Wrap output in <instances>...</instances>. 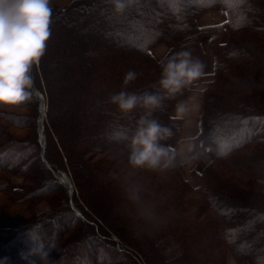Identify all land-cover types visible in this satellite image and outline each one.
<instances>
[{
  "label": "trees",
  "instance_id": "1",
  "mask_svg": "<svg viewBox=\"0 0 264 264\" xmlns=\"http://www.w3.org/2000/svg\"><path fill=\"white\" fill-rule=\"evenodd\" d=\"M50 1L30 99L0 105V216L10 222L0 264H42L41 242L48 264H264V0H125L122 14L112 0ZM213 10L223 20L198 23ZM204 40L213 70L196 138L211 160L190 181L172 111L206 75ZM157 41L167 45L161 58ZM180 51L203 72L168 96L161 61ZM121 91L157 95L159 106L122 113L111 103ZM141 117L169 129L158 141L175 156L169 167L130 163ZM41 202L48 209L36 212ZM168 238L179 249L171 258L158 248Z\"/></svg>",
  "mask_w": 264,
  "mask_h": 264
},
{
  "label": "clouds",
  "instance_id": "2",
  "mask_svg": "<svg viewBox=\"0 0 264 264\" xmlns=\"http://www.w3.org/2000/svg\"><path fill=\"white\" fill-rule=\"evenodd\" d=\"M50 0H0V105L15 106L28 101L34 81L29 75L32 65H38L49 39L51 16ZM113 11L122 14L125 0H112ZM160 88L174 96L181 89L196 81L203 72V64L193 59L190 52L180 51L161 61ZM136 78L134 71L124 76V86ZM111 103L122 113L135 108L155 109L160 97L153 94H131L121 91L111 97ZM189 112L184 104L176 107L175 119H183ZM170 135L169 129L156 120L141 117L135 135L131 139L133 152L130 163L135 167L151 169L167 168L174 159L158 141ZM37 255L42 264H48V253L41 242Z\"/></svg>",
  "mask_w": 264,
  "mask_h": 264
},
{
  "label": "rangeland",
  "instance_id": "3",
  "mask_svg": "<svg viewBox=\"0 0 264 264\" xmlns=\"http://www.w3.org/2000/svg\"><path fill=\"white\" fill-rule=\"evenodd\" d=\"M51 1L49 6L51 5ZM222 13L220 11H209L204 13L200 18H198L199 24L205 23H217L223 20ZM203 47L207 57V65L205 73L206 75L200 78L197 83L192 86L189 91L180 98L172 113L176 114V107L178 104L184 103L188 108L189 112L184 116L183 119H179L178 133L173 142V147L180 159L181 166L180 172L186 180L193 181L191 172L200 171L210 160L211 155L209 154L207 147L202 145L196 138L199 130V115H200V100H199V90L205 81L209 79V74L213 70V56L208 48L207 41H203ZM167 50V45L162 41H157L152 47V54L156 58H161ZM180 128V130H179ZM36 164V161L34 162ZM37 165V164H36ZM35 166V165H34ZM23 180L21 178H13L12 185L14 187H20ZM48 209L45 202H41L36 205V212H42ZM145 213V209L143 210ZM9 220L3 216H0V228L7 227L9 225ZM159 251L166 258H171L179 253V249L174 245L171 239H166L158 245ZM228 264H236L231 257H229Z\"/></svg>",
  "mask_w": 264,
  "mask_h": 264
},
{
  "label": "crops",
  "instance_id": "4",
  "mask_svg": "<svg viewBox=\"0 0 264 264\" xmlns=\"http://www.w3.org/2000/svg\"><path fill=\"white\" fill-rule=\"evenodd\" d=\"M204 14V13H203ZM202 14V15H203ZM202 15H200V16H198V18H200ZM198 18H197V21H198ZM206 21H204V23H202V25H207V24H213V23H205ZM199 23V22H198ZM179 130H180V128H179Z\"/></svg>",
  "mask_w": 264,
  "mask_h": 264
}]
</instances>
